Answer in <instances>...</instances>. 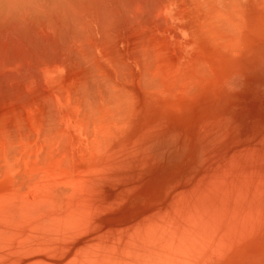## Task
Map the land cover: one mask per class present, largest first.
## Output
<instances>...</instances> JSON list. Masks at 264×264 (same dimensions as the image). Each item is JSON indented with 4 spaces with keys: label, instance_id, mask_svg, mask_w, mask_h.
<instances>
[{
    "label": "rangeland",
    "instance_id": "1",
    "mask_svg": "<svg viewBox=\"0 0 264 264\" xmlns=\"http://www.w3.org/2000/svg\"><path fill=\"white\" fill-rule=\"evenodd\" d=\"M99 1L100 0L95 2V0H90L91 5L85 3V5L83 4L85 7L83 6L81 8L77 6L78 4H75L79 9L77 16L80 15V13L81 15H85L86 11L87 15L89 12H95V10L97 12L99 7H101V9L103 8L105 10L104 12H106L105 8L108 5L113 8H116L114 6L121 8L120 6L122 5L118 4H122L123 2H125L123 5L126 7L130 5L129 2L131 1L133 7V2L137 0H130L127 2L122 0V3L120 2L117 4V1L113 0L111 2L113 6L109 3L111 0L109 2L108 0H103V2L106 1L105 3H100ZM159 1L144 0L143 2V0H138L135 2L134 8L136 10V8L141 7L140 10L138 9L141 13L138 12V15H136V13L133 16V11L130 13L131 15L129 14L133 9L129 6L125 9L123 6L124 10H127L129 7L126 18L129 19L128 16H135L137 19L140 18V22L138 23L139 20H135L134 17V22L135 24L137 23V25L133 22V24H130L133 18L132 20L129 19L130 22L128 19L126 21L125 17L123 18L124 14L126 16V11L122 13V20H120V16L118 17L117 15L123 10L117 12L116 10L118 9H115V12H111L110 7H107L108 10L110 9L109 16L112 17V19L116 16L118 20L116 18L113 20L121 21V24H117L118 26L116 25L117 22L113 23V20H110V17L107 19V14L104 12V15H99L101 10L97 13H90L88 15H91L93 18H91V16H87L88 18L85 16L84 18L80 15L81 18L87 20L83 19L80 23V30L83 31L81 33L84 34V31L86 33L82 36L79 32H76V34L79 33L78 36H81V38L84 36L82 40H85V46L91 42L95 43V40H97L99 43H107L103 48L101 47L102 49L105 48V52H107V49L108 53L111 51V53H113V51L115 52V50H118V52L116 51L118 55H116V53H113V55H111V53H109L110 55L105 53L106 58H102L104 62L103 71L106 70L103 77H107V84L109 83V79L113 82L110 81L109 87L110 85L113 87L115 86V88L112 89L110 87V89H108L109 91L121 90L118 92L115 91L119 96L116 93L110 92L114 95L116 94V99L122 97L121 93H119L122 92L126 95V99L124 100L131 102L130 105L129 102H126V106L121 105L124 100L118 102L117 104L120 105L119 108L116 107L117 111L120 109L125 112L132 107L133 109L131 110L132 112L128 117L126 125H124L125 122L120 123L118 119L114 120V117H119L118 115L115 116L116 113L113 111L116 106H113L114 102L110 104V101H108V105H112L111 107L108 105H106V107L104 106L105 108L101 107L102 103L105 105L107 103L106 100H108L103 99L105 94L108 93L105 91L108 87L103 88L101 86V93L99 95H103V97L101 96L103 102L101 99L99 100V95L96 97L91 96V107L83 104L86 109L81 108L76 110L77 112L75 111L79 122L82 123L80 124V130L78 132V138L80 140L78 143L81 144L78 149H82L81 158L87 162L88 153L98 150V148H96L97 146L101 148V143H103V141L98 142L99 133L101 134L100 137H102L100 139H108L107 142L111 144V147L108 149L109 157H104L107 153L103 152L101 153L102 155L100 153V155H97L98 153L95 155L96 159H101L100 161H95L97 164L94 165L95 172L86 176L85 184H77L71 188V191L68 190L70 192L69 197L63 201L62 204L61 202L59 204L57 192L51 199L43 196L41 197L42 194L36 199H31L32 196V198L35 197L34 193L33 195L31 193L33 190H30L25 192V194L30 192L32 196L30 197L28 193L27 195L29 196L26 197L28 198L26 199L24 194L21 196L13 194L14 190L11 189L14 186L10 189V187L0 185V264H264V0H237V2H240L238 3L239 5H237L236 0L230 2L229 0H223V4L219 9L221 13L219 12L218 14L219 16L220 14L222 15L220 16L221 18L216 16L217 13H214V10L203 13L204 15L201 14L202 11L200 12L201 8L198 0H195L196 3L193 2V0H181V2L183 1L182 3L178 0L177 2L176 0H169L170 2L165 0V3L164 0H162L161 3ZM208 1L206 0L207 3ZM92 2L93 4L94 2L99 3L98 7L96 6L97 8L94 7L95 5L93 6L95 10L91 7ZM150 3L153 4L150 5ZM194 3L196 7L199 8V12L197 11L198 13L196 12L198 8L194 7ZM100 4H102V6H100ZM154 4L157 6L159 5V9ZM153 5L155 9H153ZM86 6L93 10L84 9L86 10L84 11L82 8H87ZM77 8L76 10H78ZM184 8L186 11L183 12V10H185ZM129 9L131 10L129 11ZM157 9L158 11H156ZM153 10L155 11L153 12ZM113 13L116 14L114 17ZM179 13H181V15ZM95 14L96 17L99 15L98 20H100L101 17L104 18L106 15L105 18L110 23L102 18L101 21H106L105 24L111 27V29L109 28L110 30L108 29V33H110L109 37L107 35V38L104 37L105 39H103V37L100 38L102 29L105 30V33H107L108 30L105 25H101V21H99L100 24H97ZM176 14H178V16ZM141 15L144 18H142ZM151 17L153 19H151ZM214 17L219 18H217L218 21L216 20V22L220 20L221 23L219 22V25L214 22ZM123 19H125L126 22ZM206 19L211 20L208 26L206 25ZM88 20H90L88 25L91 23L93 26L89 25L86 27L83 21L87 24ZM158 20L161 22L159 23ZM111 21L113 25H110L112 24ZM240 22L244 24L242 25ZM122 23L124 25H122ZM140 23L141 26H139ZM237 23L240 26L237 25ZM114 24L116 25V30ZM99 25H101V27L105 26V28H100ZM125 25H127V31ZM133 25L137 27L135 28ZM82 26L83 28H81ZM90 26L93 27H91L92 30ZM112 26H114V28ZM155 26L157 28H154ZM219 26L224 27V29L225 26L227 28L231 27L230 32L233 31V33L227 34L226 32H229V29L222 31L223 29H219ZM142 27L144 28L142 29ZM87 28L89 30H87ZM235 28L236 31L238 30L237 39L235 38ZM124 29L129 33L127 34ZM1 31L3 30H0V33L5 40H3L0 34V47L12 46L13 38L6 39L8 34L7 31L4 30L3 33ZM89 31H91L92 34L88 33ZM93 31H95V33ZM254 31L256 33H254ZM176 33L178 34L176 35ZM229 34L231 36L233 35L232 37L238 40L239 43L229 36ZM4 35H6V37ZM85 35H88L86 39ZM140 35L143 37L141 36V38H138ZM95 36L101 40L95 39ZM110 36L113 41L111 43L109 42L111 40L108 39ZM228 36L230 38H228ZM220 37L226 39H220ZM81 38L76 40L79 41ZM122 38H126L125 40H127L126 47L124 44H120ZM231 38L232 41L234 40L233 42H235V44H233L232 41L229 42ZM137 39H139L140 43H138L139 41ZM15 40H13V46L17 44V40ZM76 40H74L73 43L77 45L78 42H76ZM89 40L92 41L89 42ZM7 41L9 42L8 45H1V43L7 44ZM82 42L83 41H79V45L77 46L73 45L75 49L80 47L78 51H81V53H83L86 48L88 49V46L90 47V45L86 47L83 46ZM50 43L52 44V41L48 42V45ZM137 43L140 46H138ZM144 43H149L152 47L149 44L144 45ZM227 43L229 46H227ZM19 44L22 45L21 48L18 46ZM46 44H43L45 47L41 48V50H47L48 48L50 51L52 47V52L58 51L55 49L56 47L58 49V45H49L46 47ZM80 44L85 48H81ZM231 44L234 51L231 50ZM132 45H134L133 48H131ZM135 45L138 46L139 49ZM141 45L144 46V49ZM15 47L16 50L11 48L12 53L4 55L0 52L2 53L0 57H17L23 55L20 54L21 51V53L25 52L26 54L28 52L30 54L32 53V49H30L31 46L28 52H23L22 48L24 46L20 42H18ZM25 47L24 50H27L28 47L26 49ZM145 47L147 50H145ZM8 48H10V46ZM19 48L21 49L20 52ZM32 48L35 49L33 46ZM39 49L40 48H38V50ZM132 49L136 50V55L135 51ZM13 50L19 53V55L15 53V56ZM139 50L149 52L148 55L145 51L143 52L144 54L146 53L145 55L141 53L146 59H150V61L147 60L145 64L147 65L146 68H148V64L150 67V69L147 70L150 72H146L148 74L147 77L149 75L153 77L154 75L156 79L159 78L158 80L160 82L158 81L159 84H157L159 85L157 87L158 89L156 86L153 88L154 84L156 85L157 83L156 79L154 78L155 81L152 87V85H150L151 82L148 80L153 81L154 79L152 80L148 77L149 79L147 78L145 85L149 82V88L140 83L142 87L136 85L138 88L134 86L135 89L133 90L132 85L134 81L132 76L136 75L135 77H137L138 70L136 69L137 73H132L130 71V65H135V61H138V57H140V55H138L140 54L138 53ZM120 51H122L121 54L124 53L125 56L123 60V57L120 56L122 62L118 60L117 63L120 61V66L121 64H125L122 65L123 67L127 65L128 68L126 67V70L119 65L115 67L117 65L116 57L120 59ZM154 51L157 55L154 54ZM35 52L37 51L34 50V53ZM130 52L134 53L131 54ZM167 52L168 55L166 54ZM238 52L240 53L238 54ZM29 53L27 57L30 56ZM26 54L24 56H26ZM37 54L39 55V53ZM37 54V57L35 56L32 60L34 63L38 62L39 59L43 61L42 57L44 54L42 56L40 53L42 56H40L41 58L38 57ZM47 55L49 56V54ZM24 56L20 57L28 60L33 54L28 59L27 57L23 58ZM51 56L52 55H50V58ZM54 56L58 57L56 54H54L53 57ZM157 56H159V58ZM129 57L131 60L128 59ZM58 58L61 57L59 56ZM145 58L142 57V59H139L145 60ZM35 59L37 60L34 61ZM63 59H65V57ZM154 59L158 60L157 63ZM44 60H46V58ZM14 61L18 62V64L11 60V62H9L10 65H6L9 63H6L4 67L0 65V77L3 78L8 75V79H0L2 82L4 81V83H6L9 82L7 81L9 77L13 78L18 75L20 77L23 75L26 76V71L35 68L37 71L34 69L29 72V77H32L30 81L28 80L29 78H27L28 76L26 79L23 77V81L21 77L19 79L21 82L17 77L19 83L14 79V83L17 82L14 90H16V88L18 90L23 89L19 91L23 93L25 91L28 93L29 91L28 96L34 94L33 99L36 98L35 102L43 96L44 100H39L47 103V91L50 96L59 93L67 94L68 91H73V87H79L80 85V82H78L79 85H77V83V86H73L75 84L74 82L77 81L76 74L69 78V69L73 67H71L70 62L67 63L66 69L64 68L66 63L64 65H62L63 63H55L54 67L60 68L58 71H53L51 75L43 74L45 73V62L41 61L42 63H37L38 67L42 66L36 68V63L33 64L30 60L28 61L31 65H36L35 67L30 65L25 66L23 64L20 65V59ZM62 62L64 61L62 60ZM149 62H151V64ZM69 65L70 68H68ZM24 66L25 69L23 70ZM11 67L18 68L12 69ZM21 67L23 68L21 69ZM118 67L121 68L118 70H125L124 72L126 73L127 69H129V77L126 78L129 80L125 79L127 74L124 76V72L121 74L120 71H117ZM181 67L182 70L185 69L184 77H186V79L182 81L185 82V84L183 83L184 86L180 84V77L178 75L182 73ZM175 68H179V70H176L178 77H170L173 74L172 70ZM38 69L40 70V75H38V73L35 74L38 77H42L40 79L36 78L38 80H35V74L32 76V72H38ZM66 70L69 71V73H67ZM8 71L9 73H7ZM75 71L74 69L73 74L78 72V70ZM156 71L158 72V76L156 75ZM14 73L17 75H13ZM118 73L123 75L122 77L124 78L121 79L122 81L119 80L122 77L119 78L118 76L121 75ZM176 73L174 71V75H176ZM165 74L169 77L167 78ZM67 75L68 77H66ZM160 76H165L163 78L166 81ZM79 77L78 80L80 79L82 82V77ZM40 80H42V82H40L42 84L39 85L38 83ZM24 81L25 84L30 82L29 85L27 84L28 87L24 84V86L27 87L26 89H30L36 85V87L38 86L37 88H39L38 90L42 89L46 93L42 90H40L42 92L40 93L37 89H34L35 92L37 91V94L38 92L40 93L36 96L34 90L30 91L29 89H24L25 87L21 85ZM114 83L115 85H113ZM8 84L6 83L5 86ZM17 84H19L18 87L16 86ZM63 84H65V86H63ZM186 84L188 90H184L185 92L187 91V93L183 91V87L186 88ZM41 85L42 88H40ZM43 85L45 86L43 87ZM116 85L121 89H117ZM19 86L23 87L21 88ZM151 91L155 93L153 94ZM160 92L163 93L161 94ZM23 93H21L22 96L26 95V93L24 95ZM188 93L189 95H187ZM21 94L19 93L20 96ZM169 94L176 95L172 98ZM44 95L47 97H44ZM77 95L79 96L78 92H75V96ZM128 95L130 99H127ZM132 95L133 98L131 99ZM97 97L98 99H96ZM92 98L98 100V102L96 100H94L96 102H93ZM122 98H124V96ZM20 99L23 100L26 99V97ZM29 100H27L28 106H26L28 109L30 107ZM111 100H113V98H111ZM25 102L26 101L22 103L24 104ZM33 102H31V106L34 104ZM2 103L4 102L0 104ZM38 103L42 104L43 102L41 103L39 101ZM69 103L73 105L72 102ZM96 103H98L97 105L99 106H97ZM42 105H45V103ZM13 106H16L20 110L22 109V111L25 108H23L24 105L22 106V104V107H20L19 103L18 106ZM92 106H95L96 109L99 108L97 110L95 109V115L97 118H100L96 119L95 115L91 113V111H94ZM107 107L110 112L107 110ZM89 108L92 109L87 111ZM100 108H104V112L100 110ZM15 109L16 108H14V111L13 108L9 109L12 111L8 110L9 113L7 111L5 116H7V114H9V116L12 115L10 112H15ZM28 109H26L25 112L21 111L23 114L25 113L24 115H22L21 112H17L19 110H16L17 114L20 113L18 114L19 116L14 113L17 115V118L19 117L18 119L25 122H23V124L27 123L25 115ZM3 110L4 109L1 108L0 111ZM85 110L88 113L90 112L92 116ZM82 111H84L85 116L81 113ZM97 111L99 114H97ZM122 111H118L120 112L119 115H121ZM105 112L107 114H105ZM101 113L104 114V116ZM1 114L0 118L2 119ZM86 115L87 118H85ZM5 116L3 115V120H5ZM93 116L95 117L94 121H92L94 118ZM101 116H103L104 120L101 119ZM22 117L25 119L22 120ZM88 117H90L89 120ZM7 118L10 117H6V119ZM98 120H100L99 123ZM105 120L106 122L103 123ZM11 121H13L11 123H14V118H12ZM89 121L91 122L90 124H93L90 125L92 132H90L88 128L89 124L87 123ZM96 123L101 126H98L100 127V132ZM101 123H103L104 126ZM6 124L8 125L10 123H7V120L0 122V146L1 144L5 145V138L3 137L5 133H2V131ZM27 124L26 126L28 128ZM26 126L24 127L26 128ZM94 127L97 128L95 129ZM86 128L89 129L87 132ZM89 132L90 134L92 133V137L87 135ZM89 139H92V143ZM2 141L4 143H2ZM60 142L59 148L64 149V146H66L68 142L66 141L67 143L65 145L62 144L64 143L63 140H60ZM45 143L46 141L44 144ZM89 144L91 146H89ZM95 144H97V146ZM3 146L0 148H3ZM107 146H109V144H107ZM67 147L69 148V145ZM103 147L105 146L102 145L101 149H103ZM68 148L66 150L61 149L63 151L62 160L67 161V153H70L71 150ZM78 149H75L74 153H78ZM100 156H103L105 160L102 161L103 157L101 158ZM31 163L32 162L28 160L25 163L27 167L25 170H16L17 166L20 164L19 160L18 164H14L12 170L14 176H19L24 172H28ZM38 164V162H35L34 166L38 167ZM66 169L65 171L69 172V170ZM33 192H35V190Z\"/></svg>",
    "mask_w": 264,
    "mask_h": 264
},
{
    "label": "bare ground",
    "instance_id": "2",
    "mask_svg": "<svg viewBox=\"0 0 264 264\" xmlns=\"http://www.w3.org/2000/svg\"><path fill=\"white\" fill-rule=\"evenodd\" d=\"M86 1V2H85ZM0 0V30H5V31H7V37H6V35H4L5 37H6V39H8V38H13L12 39V46L11 45H9L10 46V48H8L9 46H7V47H4L3 48V46L2 47H0V52H2L4 55L5 54H8V53H12V50H11V48H14L17 44H18V42H20L21 44H23V46L25 47V49L27 48V50H24V47L22 48L23 49V52L24 51H26V52H28L29 50V47H30V49H32L31 50V54H30V56H32V54H33V58L31 59H28L29 57H27V55H28V53L26 54L25 52V54H26V56H24L25 54L24 53H21L22 51H21V47H22V45H18V46H20V48H19V52H20V54H23V55H19V53H17V52H15L14 50H16L15 48H14V50H13V54L15 55V53H16V55H19V56H17V57H12L11 56V58H1L0 57V65H1V67L3 66L4 67V65L6 64V63H9V62H11V60L13 61V62H15L14 60H18V59H20V65H30V66H33V65H31V63L28 61V60H30L31 62H32V60L34 59V57L36 56V54L37 53H39V55H38V57H40L41 55L43 56V54H44V56L42 57V59H43V61L42 60H38V62H35L36 63V68H39V67H41V66H39L38 67V64L37 63H39L40 64V62L42 61V62H45L46 63V67H45V69H44V71H45V73H43V74H51L52 75V72L53 71H58L59 70V68L58 67H54V65H55V63L57 64V63H63L62 65H64L65 63H66V66L64 65V68L66 69L67 68V63H69L70 62V64H71V67H72V69L70 68V65L68 66V68H70L69 70H70V73H69V71H67V73H69L68 75H69V78L72 76V75H77L76 76V80L77 81H75L74 83V85L73 86H75L78 82H80V85H79V83L77 84V85H79V87L77 86V87H73L72 88V90L73 91H71L70 90V92L68 93L67 92V94H64V93H59V94H56V95H53V96H50L49 94H48V91H47V93L46 92H44L42 89H40V90H42L44 93H46V95H48V97L47 96H45L44 95V97H47V99H46V101H48L47 103L45 102V101H41L42 99H43V96H41L42 98H39V99H41V100H39L38 99V101L37 102H35V99H33L34 97V94H30L29 96H28V93H29V91H28V93H27V91H25V90H28V89H26L28 86H27V84L29 85V81L32 79V77H29L30 76V74H29V72H31V71H33L34 69L33 68H31V69H33V70H30V71H26V76H21L22 77V81H23V77H24V79H26V77L27 78H29L28 80L29 81H27V82H29V83H26L25 84V81H24V83L22 82V84L21 85H23L24 86V84H25V86H27V87H25L24 89V93L21 91V92H19L20 90H23V89H20V90H18L17 88H16V90H14V88H15V84L18 82L19 83V79L21 78L19 75L17 76L18 77V80H17V77H13V78H11V77H9V80H7V81H9V82H6V80H5V82L8 84L7 86H5V84L6 83H4V81L2 82V80H3V78L4 79H6L7 77H8V75H7V77L5 76V77H0L1 79H0V100H1V102H4V103H2L3 104V106H2V104H0V110H1V108L2 109H4L3 111H0V114H1V116H2V119L0 120V122H3V121H5V120H7V123H10V124H6L4 127H3V131H2V133H5V135H3V137L5 138L4 139V141H5V145L4 144H1V146H3V148H0V153H1V155H0V158H2V159H0V174H1V178H0V185L1 186H5V187H10V189H11V187L12 186H14L11 190H14V192H13V194H16V195H23L24 194V196H25V198L26 197H28L29 195H27L28 193L30 194V192H28L27 194H25V192H27V191H34L35 190V192H31L32 193V195H33V193H34V197L35 198H32L33 196L30 194V197H31V199H36V198H38L39 197V195H41V197L43 196V197H45V198H49V199H51V197L52 196H54L55 195V193L57 192V197H58V199H59V204H60V202H61V204H62V202L63 201H65L68 197H69V194H70V192L69 191H71V188H73L75 185H77V184H79V185H83V184H85V182H86V176L87 175H91V174H93L94 172H95V166L94 165H97L96 164V162L97 161H100L101 159L99 158V159H96V157H95V155L97 154V155H100L102 152L103 153H107L106 154V156H104V157H109V155H108V149L111 147V144L110 143H108L107 141H108V139L107 140H105L104 138V140H101L100 138H102V137H100L101 136V134L99 133V136H98V139L97 140H99L98 142H102L103 141V143H101V148H102V145L103 146H105V147H103V149H101L100 148V146H97V144H95L97 147L96 148H98V150H94V151H91L90 153H88L89 155L87 156V162L85 161V160H83L82 158H81V154H82V149H78V147L81 145L80 143H78L80 140H79V138H78V132H79V130H80V124H82V123H80L79 122V119H78V117H77V114H75V111L76 110H79V109H81V108H85L86 109V107L85 106H87L88 105V107L91 105L90 103V99H91V96L92 97H96V96H98L101 92H100V88H107L105 91H106V93L108 94H105L104 92V94H105V97L103 98L104 100H106V99H108V100H106L107 101V103L106 102H104V103H106L105 105L102 103V106L101 107H106V105H108L109 103H108V101H110V104H113V102H114V104H113V106H115V110H113V111H115V116L116 115H118L119 117H114L115 119L114 120H116V119H118L119 121H120V123H124V125H126V122H127V120H128V117L130 116V114H131V110L133 109V107L132 108H128L129 110H127V108H126V110L127 111H122V110H118V111H122V113H121V115H119V113L120 112H118L117 111V108H119V105L117 104L118 102H120V101H123L124 99H126V95H124L122 92H119V93H121V95H122V97L124 96V98H119L118 96H119V94L117 93L118 91H121V90H113V92H112V90L111 91H109L108 89H110V87H111V89L112 88H115V86L113 87V86H111L110 85V87L108 86L112 81L109 79V83L107 84L106 82H107V77L106 78H104L103 77V74H105L104 72L106 71V70H104L103 71V69H104V62H103V60H102V58H106L105 56H106V54L105 53H108V49H107V52H105V48L104 49H102L103 47H104V45L105 44H107V43H105V44H103V42L102 43H99L97 40H95V39H98V38H96V36H95V41L97 42H91L92 40H93V38H94V36H93V38H92V40H89V42H91L90 44H87V45H90V47L88 46V49L86 50L85 49V53L83 52V53H81V51L79 52L78 51V49L80 48L79 46V48H77V49H75V48H73V45H76V43L74 44L73 43V41L74 40H76V39H78V38H81V36L82 35H84L86 32L84 31V34H82L81 32H83V31H81L80 30V23H81V21L85 18V16H86V18H88V17H90V16H88L90 13L92 14V13H95L96 12V10L94 9V7L95 8H97L98 7V5H99V3H95V2H98V0H95V2H94V4H93V2H92V8L95 10V12L93 11V12H89V14L87 15V11L86 10H84V9H90V8H88L87 6V8H82L84 11H86V14L85 15H81V13H80V15L82 16V17H84V18H81V16L80 15H78L77 16V14L79 13V9L77 8V6L79 7V8H81V7H83L84 5H85V3L88 5V4H90L91 5V2H90V0L88 1V0ZM92 1H94V0H92ZM110 0H108V2H109ZM113 0H111L109 3H110V5H111V2H112ZM117 2H116V4L117 3H122V0H119V2H118V0H116ZM126 2L127 1H130V0H125ZM133 1V0H132ZM138 1V0H137ZM137 1H135V2H137ZM149 1V0H148ZM159 1V0H158ZM162 1V0H161ZM161 1H159L160 3H161ZM167 1H169V0H167ZM166 1V2H167ZM174 1V0H173ZM173 1H172V3H173ZM178 1H180L181 2V0H178ZM189 1V0H188ZM208 1V0H207ZM223 0H209L208 1V3L206 2V0H198V2L200 3V8H201V10H200V12H201V14H203V13H207V12H209L210 10H214V13L216 12L217 13V15L216 16H218V17H220V16H222L221 14H220V16L218 15L219 14V12L221 13V11L219 10L220 9V6H222V4H223V2H222ZM230 1H233V0H229V2ZM90 2V3H89ZM100 3H102L103 2V0L101 1H99ZM106 1H104L103 3H105ZM115 2V1H114ZM114 2H113V4H114ZM135 2H133V7H132V3H131V1L129 2L130 3V5H127V4H125V5H127V6H129L130 8H132L133 10H131V9H129V14L133 11V14H132V16L133 15H135L136 13V15H138V12H140L139 10H140V8L141 7H139V8H136V10H138L137 12H135L136 10H135V8H134V5H135ZM143 2H144V0H143ZM170 2V1H169ZM176 2H177V0H176ZM183 2V1H182ZM181 2V3H182ZM193 2H195V0H193ZM251 2V1H250ZM80 3V4H79ZM123 3H125V2H123ZM123 3L122 4H118V5H122V6H120L121 8H118L117 6H114V7H116V8H113V7H110L109 5L107 6V7H110L111 8V12H113L115 9H118V10H116L117 12L120 10V11H122L120 14H118L117 12V16L119 17L120 16V20H122L121 18H122V13L124 12L125 13V11H126V16H125V14H124V16H123V18L125 17V19H126V21H127V19L128 18H126L127 17V15H128V12H127V10H128V8H127V10H124L123 9ZM141 3H142V1H141ZM164 3H165V0H164ZM184 3H185V1H184ZM196 3V2H195ZM195 3H194V5H195ZM234 3V2H233ZM236 3H237V5H239L238 3H240L239 1L237 2V0H236ZM77 6H76V5ZM82 4V5H81ZM84 4V5H83ZM137 4V3H136ZM144 4V3H143ZM153 4V3H152ZM151 3H150V5H152ZM186 4V3H185ZM232 4V3H231ZM252 4V3H251ZM79 5H81V6H79ZM95 5V6H94ZM107 5V4H106ZM105 5V6H106ZM115 5V4H114ZM154 5H156V4H154ZM154 5L152 6L153 7V9H155V7H154ZM162 5V4H161ZM181 5V4H180ZM183 5V4H182ZM181 5V6H182ZM228 5H230V4H228ZM227 5V6H228ZM244 5V4H243ZM75 7V9L73 10V8ZM94 6V7H93ZM97 6V7H96ZM100 6H102V4H100ZM104 6V5H103ZM111 6H113V5H111ZM126 6V7H127ZM138 6H139V4H138ZM146 6V5H145ZM157 6V5H156ZM159 6V5H158ZM158 6H157V8H158ZM184 6V5H183ZM85 7V6H84ZM107 7L105 8L106 9V12H104L105 10L102 8L101 9V7H99L98 9L99 10H101L100 11V14L99 15H104V13L105 14H107V19H109V13H110V9L108 10L107 9ZM125 7V6H124ZM126 7H125V9H126ZM147 7H149V6H147ZM189 7H190V5H189ZM194 7H196V5L194 6ZM231 7V6H230ZM240 7V6H239ZM238 7V8H239ZM76 8L78 9V10H76ZM144 8V7H143ZM163 8V7H162ZM182 8V7H181ZM196 8H198V7H196ZM195 8V9H196ZM228 8H229V6H228ZM235 8H236V6H235ZM92 9V10H93ZM113 9V10H112ZM151 9V8H150ZM149 9V10H150ZM159 9V8H158ZM158 9L156 10V11H158ZM185 9V8H184ZM191 9V8H190ZM241 9V8H240ZM76 10V11H75ZM91 10V9H90ZM90 10H88V11H90ZM91 10V11H92ZM98 10V11H99ZM108 10V11H107ZM160 10H161V8H160ZM189 10V9H188ZM188 10H187V12H188ZM239 10V9H238ZM251 10V9H250ZM78 11V12H77ZM81 11V10H80ZM97 11V12H98ZM119 11V12H120ZM141 11H144V10H141ZM155 10H153V12H154ZM184 11H186V9L185 10H183V12ZM199 12V8L196 10V12ZM96 12V13H97ZM104 12V13H103ZM115 12V11H114ZM148 12V11H147ZM183 12H181V13H183ZM197 12V13H198ZM83 13V12H82ZM85 13V12H84ZM101 13H103V14H101ZM141 13V12H140ZM150 13H151V10H150ZM181 13H179L180 15H181ZM197 13H195V14H197ZM112 14V13H111ZM114 14V13H113ZM160 14V13H159ZM186 14V13H185ZM188 14V13H187ZM191 14V13H190ZM200 14V15H201ZM238 14V13H237ZM249 14V13H248ZM99 15H97V17H96V14H95V17L97 18V24H100V22L99 21H101L102 19H104V20H106V15H105V17L104 18H100V20H98L99 18H98V16ZM116 14H114L113 15V17L115 16ZM131 15V14H130ZM144 15H145V13H144ZM162 15V14H161ZM177 16H178V14H176ZM176 15H174V16H176ZM179 15V16H180ZM184 15V14H183ZM192 15V14H191ZM198 15V14H197ZM204 15V14H203ZM234 15V14H233ZM240 15V14H239ZM88 16V17H87ZM93 16H94V14H93ZM112 16V15H111ZM132 16H128L129 17V19L130 20H132V18H133V21H131V23L130 24H135V22H134V17H132ZM155 16V15H154ZM185 16V15H184ZM199 16V15H198ZM235 16V15H234ZM236 16H238V15H236ZM118 17L116 18V16L114 17V18H116L117 20H118ZM139 17V16H138ZM141 17H142V15H141ZM148 17H149V15H148ZM153 17V16H152ZM151 17V19H153ZM156 17V16H155ZM195 17V16H194ZM217 17V18H218ZM253 17V16H252ZM91 18H93L92 16H91ZM113 18V19H114ZM142 18H144V17H142ZM146 18V17H145ZM159 18V17H158ZM163 18V17H162ZM162 18H161V20H162ZM184 18V17H183ZM204 18H205V16H204ZM217 18H213L215 21L214 22H216V20L218 21V19ZM221 18V17H220ZM223 18H224V16H223ZM241 18V17H240ZM90 19V18H89ZM112 19V17H110V20ZM112 19V20H113ZM125 19H123L124 21H125ZM129 19H128V21H129ZM137 19V17H135V20ZM140 18H138L137 20H139ZM155 19V18H154ZM181 19H182V17H181ZM84 20H86V19H84ZM94 20H96V19H94ZM103 20V21H104ZM109 20V21H110ZM117 20H113V23L115 22H117L116 23V25L118 24H121V21L119 22V21H117ZM147 20V19H146ZM150 20V19H149ZM156 20V19H155ZM167 20V19H166ZM224 20V19H223ZM242 20V19H241ZM243 20H244V18H243ZM87 21V20H86ZM89 21L90 20H88V22H87V24L83 21V23L86 25V27H88L89 25H92L91 23L88 25V23H89ZM103 21H101L102 23H101V25H105L106 26V29L108 30L109 28L111 29V27H108V25L107 24H105V22L107 21H104V24H103ZM125 21V22H126ZM159 21V23L161 22L160 20H158ZM168 21V20H167ZM206 21H207V23H206V25L208 26V23L211 21V20H207L206 19ZM205 21V22H206ZM226 21H227V19H226ZM108 22V21H107ZM123 22V21H122ZM130 22V21H129ZM133 22V23H132ZM137 22V21H136ZM140 22V20L138 21V23ZM153 22H156V21H153ZM198 22V21H197ZM219 22H220V20H219ZM219 22H216L217 24L219 23ZM224 22V21H223ZM239 22V21H238ZM243 22V21H242ZM108 23H110V22H108ZM111 23H112V21H111ZM113 23L112 24H110V25H113ZM124 23V22H123ZM122 23V25H124ZM158 23V24H159ZM168 23V22H167ZM215 23V24H216ZM221 23V22H220ZM229 23V22H228ZM95 24V23H94ZM129 24V23H128ZM129 24V25H130ZM145 24V23H144ZM151 24V23H150ZM153 24V23H152ZM216 24V25H217ZM223 24V23H222ZM236 24V23H235ZM234 24V25H235ZM240 24H242L241 22H240ZM244 24V23H243ZM242 24V25H243ZM83 25V24H82ZM101 25H99L100 26V28H105V26H102L101 27ZM109 25V26H110ZM115 25V24H114ZM116 25H115V30H116ZM117 25V26H118ZM135 25H137V23L135 24ZM148 25V24H147ZM181 25V24H180ZM219 25V24H218ZM224 25H225V22H224ZM227 26H229L228 24H226ZM237 25H239L238 23H237ZM93 26V25H92ZM92 26H90V28L92 27ZM98 26V25H97ZM121 26V25H120ZM126 26V27H125ZM124 27H125V29H126V31H127V25H125ZM134 26V25H133ZM139 26H141V23H140V25ZM151 26V25H150ZM206 26V27H207ZM223 26V25H222ZM232 26H233V24H232ZM240 26V25H239ZM113 28H114V26H112ZM135 27V26H134ZM137 27V26H136ZM135 27V28H136ZM149 27V26H148ZM160 27V26H159ZM182 27V26H181ZM242 27V26H241ZM9 28H13V29H9ZM81 28H83V26L81 27ZM93 28V27H92ZM92 28H91V30H92ZM112 28V30H114ZM118 28V27H117ZM121 28V27H120ZM144 27H142V29H143ZM154 28H157L156 26L154 27ZM164 28V27H163ZM167 28V27H166ZM174 28V27H173ZM180 28V27H179ZM209 28V27H208ZM221 28V30L222 31H224V30H228L229 29V32H226L227 34L228 33H230V34H232L233 33V31H231L230 32V28L231 27H229V28H227L226 26H225V29H224V27H220L219 26V29ZM234 28V27H233ZM236 28H237V26H236ZM236 28H235V33H236V35H235V38L237 39V37L236 36H238L237 34V31H236ZM243 28V27H242ZM251 28V27H250ZM7 29V30H6ZM109 29V30H110ZM123 29V28H122ZM125 29H124V31H125ZM239 29L241 30V28L239 27ZM253 29V28H252ZM84 30H86V29H84ZM87 30H89L88 28H87ZM98 30H99V28H98ZM97 30V31H98ZM101 30V29H100ZM106 30V31H107ZM109 30L107 31V33H105V30H103L102 29V34H101V36H100V38H102L103 37V39H105V38H107L106 36L108 35V37H109V34L110 33H108L109 32ZM115 30H114V32H115ZM117 30H120V29H117ZM137 30H139V29H137ZM152 30V29H151ZM161 30V29H160ZM168 30V29H167ZM170 30V29H169ZM232 30V29H231ZM234 30V29H233ZM3 31H1L2 33H3ZM123 31V34L125 35V32ZM154 31V30H153ZM76 32H79L80 34H81V36H78V34L79 33H77L76 34ZM94 33H95V31H93ZM99 32V31H98ZM119 32V31H118ZM141 32V31H140ZM139 32V33H140ZM145 32V31H144ZM147 32V31H146ZM225 32H224V34H225ZM88 33H91L92 34V32L91 31H89ZM127 33V32H126ZM129 33V32H128ZM127 33V34H128ZM132 33V32H131ZM130 33V34H131ZM254 33H256L255 31H254ZM1 34V33H0ZM4 34H5V32H4ZM13 34H15V35H13ZM119 34V33H118ZM126 34V35H127ZM148 34V33H147ZM178 33H176V35H177ZM207 34H208V32H207ZM224 34H222V35H224ZM229 34V36H231ZM241 34V33H240ZM2 35V34H1ZM0 35V36H1ZM94 35V34H93ZM96 35V34H95ZM143 35V34H142ZM142 35H140V37H138V38H141V36ZM146 35V34H145ZM153 35H154V33H153ZM214 35H216V34H214ZM10 36V37H9ZM87 36L88 35H85V39L87 38ZM120 36H121V34H120ZM147 36H149V35H147ZM155 36V35H154ZM228 36V38H230ZM233 36V35H232ZM231 36V37H232ZM105 37V38H104ZM130 37V36H129ZM143 37V36H142ZM175 37H178V36H175ZM212 37V36H211ZM2 38H3V35H2ZM99 38V39H100ZM115 38H116V36H115ZM149 38V37H148ZM214 38V37H213ZM219 38V37H218ZM224 39L223 37H220V39ZM232 38H234V37H232ZM232 38L229 40V42L230 41H232ZM235 38H234V40H235ZM1 39V38H0ZM17 41H16V40ZM82 39H84V36L81 38V40L79 39V41L81 42V41H83L82 43V45L83 46H85L84 44H86L85 43V40H82ZM98 39V40H99ZM103 39H102V41H103ZM108 39H110L111 41H109L110 43L111 42H113L112 41V37L110 36V38H108ZM126 39V38H125ZM125 39H121L120 41H121V45H123L124 44V46L126 47V42H127V40H125ZM143 39V38H142ZM212 39V38H211ZM226 39V38H225ZM224 39V40H225ZM3 40H5V38H3ZM13 40H15L16 42H17V44L15 45V46H13L14 45V43H13ZM52 41V44L50 43L49 45L51 46H59L58 47V49H57V47L55 48L56 50H58V51H56V52H52L51 50H52V47H51V50L49 51V49L47 48V50L46 49H42L41 50V48H43V47H45L44 45L46 44V47L47 46H49L48 45V42H51ZM53 40H56V41H53ZM101 40V39H100ZM138 41H139V39H137ZM141 40V39H140ZM219 40V39H218ZM233 40V41H234ZM1 41V40H0ZM10 41V40H9ZM79 41H77L76 40V42H78V44L77 45H79ZM133 41V40H132ZM145 41V40H144ZM191 41V40H190ZM232 41V43L233 44H235V42H233ZM235 41H238V40H235ZM4 42V41H3ZM44 42H46V43H44ZM86 42H87V40H86ZM101 42V41H100ZM116 42V41H115ZM192 42V41H191ZM7 44H5V43H1V45H8L9 44V42L7 41L6 42ZM73 43V44H72ZM88 43V42H87ZM138 43H140V41L138 42ZM137 43V45L138 46H140L139 44ZM142 43V42H141ZM163 43V42H162ZM165 43V42H164ZM226 43V42H225ZM238 43H239V41H238ZM11 44V43H10ZM44 44V45H43ZM116 44V43H115ZM118 44H119V42H118ZM147 44V43H146ZM145 43H144V45H146ZM149 44V43H148ZM147 44V45H148ZM156 44V43H155ZM216 44V43H215ZM36 47H35V46ZM76 45V46H77ZM81 44H80V46H81V48H85V47H83ZM109 45V44H108ZM107 45V46H108ZM149 45H151V44H149ZM18 46H17V48H18ZM32 46L35 48V49H33L32 48ZM133 46L134 45H132L131 46V48H133ZM136 46V45H135ZM138 46H136L138 49H139V47ZM141 46H143V45H141ZM154 46V45H153ZM225 46V45H224ZM227 46H229V44L227 43ZM232 48H231V50H233L234 51V49H233V46H232V44L230 45ZM243 46V45H242ZM40 48L39 50H38V48ZM100 47V48H99ZM102 47V48H101ZM123 47V46H122ZM124 47V48H125ZM130 47V46H129ZM151 47H152V45H151ZM166 47V46H165ZM226 47V46H225ZM235 47V46H234ZM245 47V46H244ZM136 48V49H137ZM140 48H142V47H140ZM146 48V47H145ZM226 48H228V47H226ZM130 49V48H129ZM143 49H144V46H143ZM142 49V50H143ZM149 49H150V47H149ZM169 49V48H168ZM34 50L35 51H37V52H35L34 53ZM43 50H45V51H43ZM84 50V49H83ZM82 50V51H83ZM113 50H115V49H113ZM132 50H134V49H132ZM145 50H147V48L145 49ZM144 50V51H145ZM153 50V49H152ZM167 50V49H166ZM224 50H225V48H224ZM111 51V50H110ZM116 51L118 52V50H115V52L113 51V53H116ZM131 51V50H130ZM135 51V55H136V50H134ZM144 51H141V50H139V52L138 53H140V54H138V55H140V57H138V61L136 62L135 61V65H133V64H131L130 65V71L132 72V73H137L136 72V69L138 70V76L137 77H135L133 74V76L132 75H130V76H132L133 77V90L135 89L134 88V86H136V85H138V87H140L142 84H143V86H148L147 88H149L150 86H149V82H151V84L150 85H152L153 84V82L155 81V79H156V77L153 75V77H151L150 75L148 76V77H150V79H154L153 81H150V80H148L149 82H148V84L147 85H145V82H147V73L146 72H150V71H147L148 69H150V67H149V64H148V68H146V66L147 65H145L146 63H147V60H149L150 61V59H146L145 57H144V55L146 54H144L143 52ZM168 51V50H167ZM50 52V53H49ZM112 52V51H111ZM111 52H109V53H111ZM121 52L122 51H120V54H119V58L120 59H118L117 57H116V59H117V61H116V66L115 67H117L118 65L120 66V63L122 62V60L124 59V56H125V54L124 53H122L121 54ZM144 54H142V53ZM145 52H147V51H145ZM153 52V51H152ZM155 52V51H154ZM2 53H0V54H2ZM40 53H41V55H40ZM56 54V55H58V57L60 56L61 58H58L57 56V58L54 56L53 57V55L54 54ZM108 53V54H109ZM113 53H111V55H113ZM131 53V52H130ZM134 52H132L131 54H133ZM161 53V52H160ZM229 53H230V51H229ZM240 52H238V54H239ZM47 54H49V56L47 55ZM124 54V55H123ZM149 54V52H147V55ZM154 54H156V52L154 53ZM167 55H168V52L166 53ZM179 54V53H178ZM11 55V54H10ZM15 55V56H16ZM50 55H52L51 56V58H56V59H51L50 58ZM110 55V54H109ZM116 55H118V53H116ZM143 55V56H142ZM157 55V54H156ZM156 55H155V58H156ZM20 56H24L23 58H26L27 57V59L28 60H26V59H22V57H20ZM46 56V57H45ZM63 56V57H62ZM123 57L122 58V60H121V57ZM130 56V55H129ZM154 56V55H153ZM236 56V55H235ZM234 56V57H235ZM20 57V58H19ZM37 57V56H36ZM40 57V58H41ZM50 59H49V58ZM65 57V59H63ZM67 57V58H66ZM127 57V56H126ZM136 57V56H135ZM134 57V58H135ZM142 57L143 58H145V60H146V62H145V60L143 59V60H140L139 58H141L142 59ZM148 57V56H147ZM151 57V56H150ZM158 58H159V56H157ZM46 58V60H44ZM152 58V57H151ZM166 58V57H165ZM175 58V57H174ZM22 59V60H21ZM127 59V58H126ZM125 59V60H126ZM129 60H131L130 59V57L128 58ZM167 59V58H166ZM165 59V60H166ZM216 59V58H215ZM214 59V60H215ZM37 59H35L34 61H36ZM62 60L64 61V62H62ZM66 60V61H65ZM118 60H120L119 61V63H117L118 62ZM134 59H133V55H132V61H133ZM136 60V59H135ZM153 60V59H152ZM160 60V59H159ZM177 60V59H176ZM154 61H156V63H157V59L155 60L154 59ZM29 64H28V63ZM41 62V63H42ZM112 62V61H111ZM125 62V61H124ZM123 62V63H124ZM143 62V63H142ZM201 62V61H200ZM199 62V63H200ZM214 62V61H213ZM15 63H17L18 64V62H15ZM27 63V64H26ZM33 64H35L34 62H32ZM127 63V62H126ZM150 64H151V62H149ZM169 63V62H168ZM170 63H172V62H170ZM203 63V62H202ZM12 64V63H11ZM60 64V65H61ZM113 65H115L114 63H112ZM154 64V63H153ZM152 64V65H153ZM215 64V63H214ZM6 65H10V63L9 64H6ZM13 65V64H12ZM19 65V66H20ZM43 65H44V63H43ZM122 65H125V64H121V66ZM162 65V64H161ZM164 65V64H163ZM197 65V64H196ZM202 65H204V64H202ZM25 66H24V68L23 67H21V69L23 68V70L25 69ZM35 66H33V67H35ZM120 66V67H121ZM154 66V65H153ZM152 66V67H153ZM156 66V65H155ZM0 67V68H1ZM6 67V66H5ZM114 67V68H115ZM123 67V66H122ZM128 68V66L126 65L125 67H123L124 69L125 68ZM157 67V66H156ZM163 67V66H162ZM196 67V66H195ZM202 67H204V66H202ZM214 67V66H213ZM12 69H17L18 67H11ZM43 68V67H42ZM122 68V69H123ZM164 68V67H163ZM199 68V67H198ZM207 68V67H206ZM5 69V68H4ZM7 69V68H6ZM11 69V70H12ZM20 69V68H19ZM29 69V68H28ZM27 69V70H28ZM78 70V72H76V73H74L73 74V70ZM112 69V68H111ZM118 69H121V68H117V71L119 72L120 71V73L122 74L124 71L122 70H118ZM152 69H154V68H152ZM172 69V68H171ZM181 70H182V67L180 68ZM203 69H205V68H203ZM208 69H209V67H208ZM3 70V69H2ZM1 70V71H2ZM36 70V69H35ZM71 70H72V73H71ZM128 70L129 69H127V73L126 72H124L123 73V75L125 76V74H127L126 76H125V79L126 78H128L129 76H128ZM163 70V69H162ZM176 70H179V68H175V69H173L172 70V75L170 76V77H173V78H175V76H177V73H176ZM19 71V70H18ZM37 71V70H36ZM36 71H34V72H32V76H34V74L35 73H38V75H40V70L38 69V72H36ZM130 71H129V73H130ZM174 71H175V73H176V75H174ZM205 71V70H204ZM207 71V70H206ZM25 72V71H24ZM79 72H80V77H79ZM157 72V71H156ZM158 72H159V70H158ZM158 72L156 73V75L158 74ZM184 72H185V69L184 70H182V73L181 74H178L179 75V81H180V84L182 85L183 83L185 84V82H182L183 80H185L186 79V77H184L185 76V74H184ZM200 72V71H199ZM210 72V71H209ZM208 72V73H209ZM221 72V71H220ZM7 73H9V71L7 72ZM6 73V74H7ZM17 73V72H16ZM28 73V74H27ZM66 73V74H67ZM78 73V74H77ZM120 73H118L119 75H121ZM201 73H203V72H201ZM206 73V72H205ZM54 74H55V72H54ZM107 74V73H106ZM204 74V73H203ZM207 74V73H206ZM2 75V74H1ZM5 75V74H4ZM11 75V74H10ZM13 75H15V73L13 74ZM17 75V74H16ZM15 75V76H16ZM22 75V74H21ZM50 75V76H51ZM68 75L66 76V77H68ZM123 75H121V76H118L119 78L120 77H122ZM44 76V75H43ZM158 76V75H157ZM165 76H167L166 74H165ZM165 76H160L161 78H163V77H165ZM206 76V75H205ZM204 76V77H205ZM42 76H40V77H38V76H36V74H35V80H38V79H36V78H41ZM54 77V76H53ZM65 77V78H66ZM78 77L79 78H81L82 79V82H81V80L79 79L78 80ZM110 77V76H109ZM169 76H167V78H168ZM178 77V76H177ZM207 77V76H206ZM205 77V78H206ZM47 78V77H46ZM64 78V79H65ZM74 78H75V76H74ZM73 78V79H74ZM118 78V79H119ZM124 77H122V78H120L119 80L120 81H122L121 79H123ZM131 78V77H130ZM160 78V79H161ZM192 78H194V77H192ZM8 79V78H7ZM14 79H16V83H14ZM149 79V78H148ZM159 79V78H158ZM158 79H156V81H157V83H156V85L154 84V87H153V85H152V87L153 88H155V86H156V88L159 86V85H157V84H159L158 83ZM164 79V78H163ZM209 79V78H208ZM11 80V81H10ZM35 80H34V82H35ZM46 80V79H45ZM66 80V79H65ZM64 80V81H65ZM69 80V79H68ZM75 80V79H74ZM73 80V81H74ZM126 80H129V79H126ZM125 80V81H126ZM13 81V82H12ZM48 81V80H47ZM111 81V82H110ZM164 81H166L165 79H164ZM194 81V80H193ZM1 82H2V84H1ZM21 82V81H20ZM40 82H42V80H40L39 81V85L40 84H42V83H40ZM68 82V81H67ZM128 82V81H127ZM160 82V81H159ZM33 83V82H32ZM36 83H37V81H36ZM35 83V84H36ZM113 83V82H112ZM132 83V82H131ZM138 83V84H137ZM140 83H141V85H140ZM178 83V82H177ZM186 83L188 84V82L186 81ZM4 84V85H3ZM14 84V85H13ZM68 84V83H67ZM161 84V83H160ZM184 84L182 85V86H184ZM187 84L185 85V87L186 88H184L183 87V91L185 92V90L184 89H187L188 90V87H187ZM212 84H213V82H212ZM18 85L19 84H17L16 86L18 87ZM113 85H115V83L113 84ZM118 85V84H117ZM116 85V86H117ZM205 85H207V84H205ZM22 86V87H23ZM35 86V87H34ZM32 88H30L29 90L30 91H33L34 89L36 90L37 89V91H39L40 93H42L40 90H38L39 88H37L36 87V85H34ZM45 85H43V87H44ZM63 86H65V84H63ZM102 86V87H101ZM119 86V85H118ZM118 86H117V89H121V88H118ZM160 86H162V85H160ZM208 86V85H207ZM19 87H21V86H19ZM21 87V88H22ZM40 87V86H39ZM69 87V86H68ZM137 87V86H136ZM137 87V88H138ZM142 87V86H141ZM40 88H42V85H41V87ZM61 88H63V87H61ZM61 88H59V89H61ZM78 88V89H77ZM136 88V89H137ZM180 88H181V86H180ZM207 88V87H206ZM158 89V88H157ZM178 89V88H177ZM182 89V88H181ZM181 89H180V91H181ZM18 90V91H17ZM35 90H34V93H35V95L37 96L38 94H40L39 92H38V94H37V91L35 92ZM77 90V91H76ZM143 90H145V89H143ZM64 91V90H63ZM101 91H103V90H101ZM115 91H117V92H115ZM126 91V90H125ZM124 91V92H125ZM149 91V90H148ZM161 91V90H160ZM164 91H166V90H164ZM201 91V90H200ZM75 92H78V94H79V96L77 97V96H75ZM110 92H112V93H116L118 96V98L116 99V94L114 95V94H112V93H110ZM153 94L155 93L154 91H151ZM190 92V91H189ZM193 92V91H192ZM19 93L21 94V93H23V95L26 93V95H24V96H22V94H21V96L19 95ZM102 93V94H103ZM144 93V92H143ZM159 93V92H158ZM161 94L163 93V92H160ZM183 93V92H182ZM185 93H187V91L185 92ZM126 94H127V92H126ZM130 94V93H129ZM146 94V93H145ZM148 94V93H147ZM153 94H152V96H153ZM181 94V93H180ZM204 94V93H203ZM19 95V96H18ZM42 95V94H41ZM106 95H107V97H106ZM111 95V96H110ZM131 95V94H130ZM148 95H150V94H148ZM164 95V94H163ZM176 95V94H175ZM175 95H170L169 94V96L170 97H172L173 98V96H175ZM187 95H189V93L187 94ZM31 96H32V98H31ZM35 96V97H36ZM102 97H103V95H101ZM101 96L99 95V100L101 99V101L103 102V99L101 98ZM113 96H115V97H113ZM144 96V95H143ZM147 96V95H146ZM185 96V95H184ZM25 98L26 97V99H23L24 101H26L24 104L22 103V102H24L23 100H21L20 98ZM27 97H29L30 98V100H32V101H30L29 100V98H27ZM70 97H72V98H70ZM74 97V98H73ZM130 96L128 95V97H127V99H130L129 98ZM155 97V96H154ZM186 97H188V96H186ZM38 98V97H37ZM111 98H113V100H111ZM114 98H115V100H114ZM133 98V95H132V97H131V99ZM171 98V99H172ZM174 98H176V97H174ZM71 99H73V100H71ZM76 99V100H75ZM96 99H98V97L96 98ZM96 99H93L92 98V101L93 102H98V100H96ZM110 99V100H109ZM142 99V98H141ZM27 100H29V103H30V107H29V109L28 108H26V106H28V102H27ZM44 100V99H43ZM94 100H96V101H94ZM136 100V99H135ZM34 101V102H33ZM43 102L42 104H44L45 103V105H42V104H40V103H38V102ZM76 101V102H75ZM0 102V103H1ZM5 102H6V104H5ZM31 102H33L34 104L31 106ZM69 102H72V104L73 105H71V103H69ZM112 102V103H111ZM115 102H116V104H115ZM126 102H129V101H125L124 100V102H122V104L121 105H123V106H126ZM134 102V101H133ZM132 102V103H133ZM18 103H19V105H20V107H22L23 105V111L25 112V110L26 109H28V112H27V114L25 115V118H26V122L28 123H26L27 125H28V128H27V126H26V124H23V122L24 121H21L20 119H18L16 116L18 115V114H20V113H18L17 114V112H21L22 111V109L20 110V109H18L16 106L14 107L13 105H17L18 106ZM22 104V106H21V104ZM36 103H38V104H36ZM124 103H125V105H124ZM130 103L131 102H129V105H130ZM85 106H84V105ZM93 104H95V103H93ZM92 104V105H93ZM98 103H96V105H97ZM41 105V106H40ZM140 105V104H139ZM158 105V104H157ZM97 106H99V105H97ZM109 107H111L110 105H108ZM91 107V106H90ZM93 107V106H92ZM95 107V106H94ZM93 107V109H94V113L91 111V113L92 114H94L95 115V112H96V110L97 109H99V108H97L96 109V107L94 108ZM104 107V108H105ZM117 107V108H116ZM160 107V106H159ZM11 108H13V111H14V108H16L15 109V112H10L12 115H10L9 116V114H7V116H5V114H6V112L9 110V109H11ZM103 108V109H104ZM82 109V110H83ZM90 109H92V108H89V109H87V111L88 110H90ZM96 109V110H95ZM103 109H101L100 108V110H102L103 111ZM112 109V108H111ZM175 109H177V108H175ZM6 110V111H5ZM16 110H19V111H17L16 112ZM99 110V111H100ZM106 110V109H105ZM107 110L109 111V109H108V107H107ZM123 110H124V107H123ZM157 110H158V108H157ZM9 111H12V110H9ZM9 111H8V113H9ZM22 111V112H23ZM86 111V110H85ZM86 111V112H87ZM101 111V112H102ZM117 111V112H116ZM4 112V113H3ZM21 112V113H22ZM77 112V111H76ZM104 112V111H103ZM102 112V113H103ZM107 112V111H106ZM105 112V114H107ZM110 112V111H109ZM175 112V111H174ZM179 112V111H178ZM14 113H16V114H14ZM83 115L85 114L84 113V111H82L81 112ZM88 113V112H87ZM86 113V114H87ZM101 113V114H102ZM180 113V112H179ZM25 114V113H24ZM23 113H22V115H24ZM88 114H90V112L88 113ZM97 114H99V112L97 111ZM3 115L5 116V120H3ZM21 115V116H22ZM81 115V114H80ZM103 116H104V114H102ZM19 116V115H18ZM85 116V115H84ZM90 116H92L91 114H90ZM103 116H101L102 118L101 119H103L104 120V118H103ZM6 117H10V118H7L6 119ZM79 117H81V116H79ZM94 117V116H93ZM95 117H96V115H95ZM95 117L93 118V120L92 121H94V119H95ZM150 117V116H149ZM12 118H14V120H15V124L14 123H11V122H13V121H11V119ZM16 118H17V120H16ZM24 117H22V120H24L25 119ZM85 118H87V115H86V117ZM89 118L90 117H88V120H89ZM98 118H100V117H98ZM97 117H96V119H98ZM106 118V117H105ZM91 119H92V117H91ZM90 119V120H91ZM3 120V121H2ZM84 120V119H83ZM87 120V121H88ZM85 121H86V119H85ZM99 121L100 120H98V123H99ZM102 121V120H101ZM119 121H117V122H119ZM97 122V121H96ZM106 122V120L103 122V123H105ZM147 122V121H146ZM25 123V122H24ZM87 123V122H86ZM91 122L89 121L87 124H89V129L91 128L90 127V125H93V124H90ZM94 123V122H93ZM103 123H101L103 126H104V124ZM108 123V122H107ZM106 123V124H107ZM13 124H14V126H13ZM96 125H97V123H96ZM1 126V125H0ZM24 126H26V128L24 127ZM85 126V125H84ZM88 126V125H87ZM86 126V127H87ZM98 126H100V124L99 125H97V127ZM96 127V128H97ZM101 127V126H100ZM100 127H98V129L100 128ZM142 127V126H141ZM1 128V127H0ZM82 128H83V126H82ZM95 128V127H94ZM95 128V129H96ZM119 128V127H118ZM87 129V128H86ZM89 129H87L86 130V132L89 130ZM84 131H85V129H84ZM83 131V132H84ZM90 132H92V130L90 129ZM90 132L87 134V135H89V137H92L91 135H92V133L90 134ZM94 132V131H93ZM99 132H100V129H99ZM85 135V134H84ZM94 136V135H93ZM2 139V138H1ZM110 139V138H109ZM60 140H63L64 141V143H62V144H66L67 142L69 143H67V145L66 146H64V149L66 150L68 147V145H69V148L71 149L70 150V153H67L68 154V158H67V161L66 160H62V150L61 149H63V148H59V145H60ZM90 140V139H89ZM92 140V139H91ZM90 140V142L92 143V141ZM46 141V143L44 144V142ZM67 141V142H66ZM0 143H1V141H0ZM2 143H4L3 141H2ZM62 144H61V146H62ZM107 144H109V146H107ZM0 146V147H1ZM89 146H91L90 144H89ZM66 147V148H65ZM68 148V149H69ZM60 150V153H59V150ZM63 149V150H64ZM75 149H78V153H74L75 152ZM2 150V151H1ZM65 152V151H64ZM67 152V151H66ZM69 152V151H68ZM100 153V154H99ZM77 154V155H76ZM66 155V154H65ZM102 155V154H101ZM99 157V156H98ZM101 158L103 157V156H100ZM104 157H103V159H102V161L103 160H105L104 159ZM19 160H20V164L17 166V169L16 170H18V169H23V170H25V168H27L26 166H25V163H26V161H28V160H30L32 163L30 164V167H29V171L28 172H24L23 174H20L19 176H14V172H12V170H13V168H14V164H18V162H19ZM97 160V161H96ZM107 160V159H106ZM111 160V159H110ZM96 161V162H95ZM35 162H38L39 164H38V167H36V166H34V164H35ZM68 169L69 170V172H66L65 171V169ZM66 169V170H67ZM62 185V186H61ZM15 188H16V190H15ZM9 189V188H8ZM25 190V191H24ZM69 190V191H68ZM77 190V189H76ZM21 192V193H20ZM27 195V196H26ZM76 195V194H75ZM76 196H79V195H76ZM29 197V198H30ZM25 198H23V199H25ZM26 199H28V198H26ZM70 199V198H69ZM74 249V248H73ZM142 251V250H141ZM56 260V259H55ZM128 261V260H127Z\"/></svg>",
    "mask_w": 264,
    "mask_h": 264
}]
</instances>
